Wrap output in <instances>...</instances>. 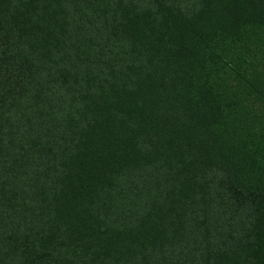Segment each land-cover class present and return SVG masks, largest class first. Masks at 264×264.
Returning a JSON list of instances; mask_svg holds the SVG:
<instances>
[{
	"label": "trees",
	"instance_id": "obj_1",
	"mask_svg": "<svg viewBox=\"0 0 264 264\" xmlns=\"http://www.w3.org/2000/svg\"><path fill=\"white\" fill-rule=\"evenodd\" d=\"M0 264H264V0H0Z\"/></svg>",
	"mask_w": 264,
	"mask_h": 264
}]
</instances>
